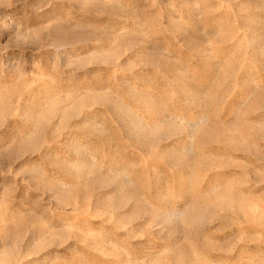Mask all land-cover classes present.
Returning a JSON list of instances; mask_svg holds the SVG:
<instances>
[{"label": "rangeland", "instance_id": "1", "mask_svg": "<svg viewBox=\"0 0 264 264\" xmlns=\"http://www.w3.org/2000/svg\"><path fill=\"white\" fill-rule=\"evenodd\" d=\"M0 264H264V0H0Z\"/></svg>", "mask_w": 264, "mask_h": 264}]
</instances>
